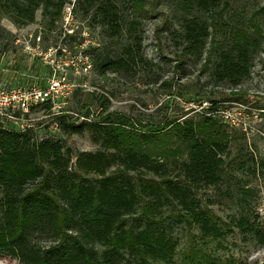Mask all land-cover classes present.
<instances>
[{
    "label": "rangeland",
    "instance_id": "rangeland-1",
    "mask_svg": "<svg viewBox=\"0 0 264 264\" xmlns=\"http://www.w3.org/2000/svg\"><path fill=\"white\" fill-rule=\"evenodd\" d=\"M74 1L64 4L50 29L43 26L40 9L33 23L21 27L0 16V52L9 54L7 64L13 76L30 80L34 75L30 83L44 84L49 65L41 56L32 55L33 48L66 50H57L56 58L75 87L61 108L36 106L30 112L28 124L37 138L62 140L74 160L79 152L99 149L87 124L110 123L132 132L134 146L154 158L168 154V163L184 159L187 143L182 135L189 127L199 138L225 142L220 183L194 191L201 209L223 233L215 238L204 236L193 222H177V207L163 203L159 217L165 220L176 247L171 261L153 264H264V248L239 226L241 219L264 225V0H222L211 15L201 14L210 32L201 56L182 52L180 0H120L121 14L139 21L142 52L155 64L152 79L146 74L100 77L93 69L92 55L110 40L101 34L91 14L83 17L73 9ZM233 39L247 44L251 54L250 73L236 86L210 76L217 53ZM84 60L90 63L86 72L81 68ZM81 123L80 132L71 131V125ZM0 125L14 129L9 121ZM128 175L139 183L148 178L161 182L148 174ZM129 222L139 223L136 217ZM0 264L18 263L0 257Z\"/></svg>",
    "mask_w": 264,
    "mask_h": 264
},
{
    "label": "trees",
    "instance_id": "trees-1",
    "mask_svg": "<svg viewBox=\"0 0 264 264\" xmlns=\"http://www.w3.org/2000/svg\"><path fill=\"white\" fill-rule=\"evenodd\" d=\"M68 1L0 0V16L21 27L33 23L40 9L43 26L50 29ZM221 1H179L184 12V55L201 56L210 36L201 14L211 15ZM120 2L73 3L83 17L91 14L101 34L110 40L104 48L94 50L93 69L100 77L146 74L152 79L155 64L142 52L139 21L123 16ZM250 66L249 47L233 39L217 53L210 76L236 86L249 75ZM37 107L48 109L50 104ZM83 126L71 125V131L80 132ZM87 127L99 149L79 152L72 160L73 153L60 139L37 138L30 127L20 132L0 125V257L18 264L167 263L176 241L159 217L163 203L177 207L173 215L177 222H193L204 236L215 238L223 233L201 209L194 191L220 183L225 142L199 138L189 127L182 135L187 143L184 159L168 163V154L154 158L135 147L132 132L110 123ZM172 170L176 172L171 174ZM133 172L155 176L161 182L151 178L136 182L128 175ZM132 217L139 221L135 226L129 222ZM239 226L264 248V225L241 219Z\"/></svg>",
    "mask_w": 264,
    "mask_h": 264
},
{
    "label": "built area",
    "instance_id": "built-area-1",
    "mask_svg": "<svg viewBox=\"0 0 264 264\" xmlns=\"http://www.w3.org/2000/svg\"><path fill=\"white\" fill-rule=\"evenodd\" d=\"M68 11L64 14L65 21L68 20ZM39 41V37L36 38ZM17 43V41L15 42ZM37 49V51H36ZM64 53L65 48L48 47L42 51L38 46L33 48L32 55L41 56L44 64L49 65V74L44 84H15L7 85L0 83V123L9 121L17 131H24L30 127L28 124V115L31 108L49 103L51 108H61L65 99L74 89V82L67 78V71L59 64L56 58V52ZM66 66L67 64L64 63ZM90 63L87 60L82 62V70L88 71Z\"/></svg>",
    "mask_w": 264,
    "mask_h": 264
},
{
    "label": "crops",
    "instance_id": "crops-1",
    "mask_svg": "<svg viewBox=\"0 0 264 264\" xmlns=\"http://www.w3.org/2000/svg\"><path fill=\"white\" fill-rule=\"evenodd\" d=\"M10 59L11 58L9 54H7L4 51L0 52V83L7 84L9 86L15 84H22V83L30 84V81L34 79V75H30L31 76L30 80L24 76L19 77V75L17 76V74L16 76H13L11 72V67L10 65L7 64L9 63Z\"/></svg>",
    "mask_w": 264,
    "mask_h": 264
}]
</instances>
